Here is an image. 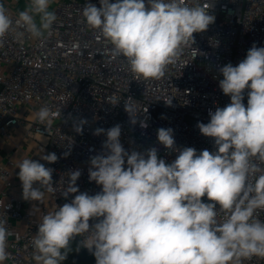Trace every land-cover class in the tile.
<instances>
[{
    "label": "clouds",
    "instance_id": "1",
    "mask_svg": "<svg viewBox=\"0 0 264 264\" xmlns=\"http://www.w3.org/2000/svg\"><path fill=\"white\" fill-rule=\"evenodd\" d=\"M52 2L30 0L16 20L0 3V47L15 29H24L16 32L20 38L25 32L34 38L50 32L57 19L49 11ZM211 6H189L184 0H147V6L146 0H100V7L86 3L82 16L110 41L115 55L127 58L133 73L159 79L182 53L180 46L195 43L193 33L214 23ZM219 72V88L231 102L209 110V122L197 124L203 136L214 139L216 151L176 148L173 129L162 127L158 141L177 153L166 163L155 147L126 151L119 124L96 129L94 135H106L105 151L90 158L89 180L102 190L80 192L42 217L32 240L37 264H62L70 240L82 234L87 235L81 247L94 255L96 264H242L243 259L264 258V220L257 218L264 211V168L253 162H264V47L253 44L236 66L228 63ZM118 103L109 98V104ZM124 109L135 125L138 116L127 101ZM35 117L51 125L61 112L43 105ZM84 123L75 127L77 133L82 134ZM68 155L70 151L64 153ZM40 158L49 164L58 160L55 153ZM17 168L25 201L43 202L45 191H55L54 169L28 158ZM80 175V170L69 171L65 198L79 192ZM205 196L210 202L202 201ZM90 219L97 222L90 225ZM6 225L0 219V264L11 255L6 249L12 233Z\"/></svg>",
    "mask_w": 264,
    "mask_h": 264
},
{
    "label": "built area",
    "instance_id": "2",
    "mask_svg": "<svg viewBox=\"0 0 264 264\" xmlns=\"http://www.w3.org/2000/svg\"><path fill=\"white\" fill-rule=\"evenodd\" d=\"M29 2L0 0L13 20ZM184 2L205 8L212 5L208 14L215 21L207 30L193 33L195 43L189 41L180 46L182 53L166 65L165 74L159 79L133 73L127 58L115 55L114 46L102 32L87 25L82 16L85 4L100 7V0H53L49 10L57 19L51 31H45L41 38L27 32L22 38L17 37L16 32L24 29L6 33L4 46L0 47V136L9 137L25 123L27 135L46 139L38 144V149L58 157L52 164L40 162L54 169L55 189L52 193L42 189L49 205H42V217L70 203L80 192L95 195L102 190V186L89 180L90 158L105 151L106 135H94L96 129L107 130L119 124L120 142L126 151L145 152L155 147L158 157L166 163H171L177 153L158 141L157 130L162 127L173 129L176 148L194 147L198 153L205 149L216 151L214 139L203 136L197 124L209 122V110L231 102L230 96L219 88L223 79L219 68L228 63L236 66L253 44L264 47V0ZM247 91L244 90L245 106ZM109 98H116L119 103L113 106ZM170 100L169 106L166 102ZM125 101L138 116L135 125L124 109ZM43 105L60 111L61 117L53 119L51 125L41 124L35 112ZM81 120L86 121L82 134L75 131ZM141 121L147 124L146 128L141 127ZM68 151L70 155L65 158ZM253 162L264 168V162L255 158ZM70 170L81 172L76 181L79 192L65 198L62 192ZM12 175L13 170L0 164V219L7 221L6 227L12 233L7 237L6 249L11 255L2 264H37L32 240L42 218H34L24 209L22 197L12 195ZM34 187H39L38 183ZM201 199L210 202L206 196ZM257 218L264 220V211H259ZM96 222L89 220L90 225ZM86 235L75 237L80 246ZM86 264H96V260ZM242 264H264V258L254 256L243 259Z\"/></svg>",
    "mask_w": 264,
    "mask_h": 264
},
{
    "label": "crops",
    "instance_id": "3",
    "mask_svg": "<svg viewBox=\"0 0 264 264\" xmlns=\"http://www.w3.org/2000/svg\"><path fill=\"white\" fill-rule=\"evenodd\" d=\"M26 124L15 128L9 137L0 136V164L13 170L11 190L12 195L22 197V183L18 177L19 169L17 165L25 158L41 162L40 156L43 153L38 149L39 143H45L46 139L42 136H29L26 132ZM42 190V189H41ZM43 191V190H42ZM23 199V198H22ZM42 205H48V196L45 193L43 202L25 201L23 199L24 209L34 218H42Z\"/></svg>",
    "mask_w": 264,
    "mask_h": 264
},
{
    "label": "trees",
    "instance_id": "4",
    "mask_svg": "<svg viewBox=\"0 0 264 264\" xmlns=\"http://www.w3.org/2000/svg\"><path fill=\"white\" fill-rule=\"evenodd\" d=\"M69 247L71 251L62 264H86L95 260L94 255L89 250L81 248L76 238L70 240Z\"/></svg>",
    "mask_w": 264,
    "mask_h": 264
},
{
    "label": "rangeland",
    "instance_id": "5",
    "mask_svg": "<svg viewBox=\"0 0 264 264\" xmlns=\"http://www.w3.org/2000/svg\"><path fill=\"white\" fill-rule=\"evenodd\" d=\"M49 9H50V6H49ZM50 11V10H49ZM36 20H37V22L39 23V17L37 16L36 17Z\"/></svg>",
    "mask_w": 264,
    "mask_h": 264
}]
</instances>
